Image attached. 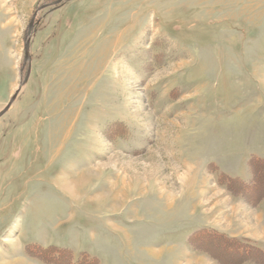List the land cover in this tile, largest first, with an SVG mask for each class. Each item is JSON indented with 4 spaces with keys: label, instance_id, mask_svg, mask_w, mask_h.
<instances>
[{
    "label": "rangeland",
    "instance_id": "374dc122",
    "mask_svg": "<svg viewBox=\"0 0 264 264\" xmlns=\"http://www.w3.org/2000/svg\"><path fill=\"white\" fill-rule=\"evenodd\" d=\"M55 1L0 0V264H264V0Z\"/></svg>",
    "mask_w": 264,
    "mask_h": 264
},
{
    "label": "water",
    "instance_id": "95a60500",
    "mask_svg": "<svg viewBox=\"0 0 264 264\" xmlns=\"http://www.w3.org/2000/svg\"><path fill=\"white\" fill-rule=\"evenodd\" d=\"M61 1L62 0H57L53 4L54 5H58V4H60ZM28 48H29V43L27 44V49ZM16 96H17V94L15 95V97L13 98V100L8 103V105L5 107V109L0 113V117L3 116L9 110V108L11 107V105H12L14 99L16 98Z\"/></svg>",
    "mask_w": 264,
    "mask_h": 264
},
{
    "label": "trees",
    "instance_id": "16d2710c",
    "mask_svg": "<svg viewBox=\"0 0 264 264\" xmlns=\"http://www.w3.org/2000/svg\"><path fill=\"white\" fill-rule=\"evenodd\" d=\"M249 248V253L248 255L252 254H261L262 258H264V250H262L260 247H248Z\"/></svg>",
    "mask_w": 264,
    "mask_h": 264
}]
</instances>
